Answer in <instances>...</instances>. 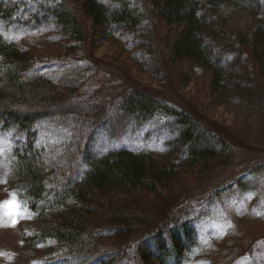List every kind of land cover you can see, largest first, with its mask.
<instances>
[{"label":"trees","instance_id":"trees-1","mask_svg":"<svg viewBox=\"0 0 264 264\" xmlns=\"http://www.w3.org/2000/svg\"><path fill=\"white\" fill-rule=\"evenodd\" d=\"M234 13L249 18L245 26L231 21ZM0 23L55 28L79 54L98 39H123L152 78L175 71L169 84L178 88L206 80L214 103L264 126V0H0ZM7 35L0 32V134L11 139L5 181L32 216L21 234L34 263L184 264L198 232L191 215L178 223L168 214L178 200L167 194L185 175L233 165L240 141L173 95L133 89L109 99L56 82L39 72L50 63ZM87 58L76 62L81 73ZM153 120L172 136L165 153L90 152L99 133L121 139ZM56 128L70 133L62 146ZM154 200L169 203L157 209Z\"/></svg>","mask_w":264,"mask_h":264},{"label":"rangeland","instance_id":"rangeland-1","mask_svg":"<svg viewBox=\"0 0 264 264\" xmlns=\"http://www.w3.org/2000/svg\"><path fill=\"white\" fill-rule=\"evenodd\" d=\"M231 21L242 27L249 18L245 14L234 13ZM1 31L8 34L9 40L16 41L40 60L50 63V66H42L39 72L56 82L74 85L99 97L107 95L109 99L113 95H127L133 89L173 95L176 102L204 119L213 130L231 140H239L240 147L233 165L183 176L179 184L173 186V194H167L178 201L172 199L170 203L167 200L164 203H169L166 210L171 217L178 218V223L187 214L194 219L198 240L194 251L186 257L185 264H264V126L257 127L258 121L214 103L206 80L178 88L169 84L176 77L175 71L170 73V79L161 81L152 78L149 72L140 69L133 61L132 54L127 53L130 43L123 39L110 43L98 39L91 46H84L86 49L79 54L72 49L70 51L68 42L49 26L30 30L8 28L0 23ZM85 57L89 62L81 73L76 62ZM98 106L101 107L100 104ZM56 130V135L59 133L60 137L55 135L52 139L55 137L62 146L70 133ZM122 137L114 140L105 133H99L90 152L100 156L126 148L157 156L166 152L172 140L171 135L163 132L159 120H153L144 127H134ZM10 150L11 139L0 134V264H35L37 259L28 254L21 234L33 225L32 216L21 200L8 191L5 181L10 168ZM6 201H13L15 206L5 205ZM152 202L157 209L165 208L163 202ZM144 213L153 216V210ZM112 243L122 245L110 240L109 244Z\"/></svg>","mask_w":264,"mask_h":264},{"label":"snow or ice","instance_id":"snow-or-ice-1","mask_svg":"<svg viewBox=\"0 0 264 264\" xmlns=\"http://www.w3.org/2000/svg\"><path fill=\"white\" fill-rule=\"evenodd\" d=\"M4 204H5V205H12V206H15L13 201H6V202H4Z\"/></svg>","mask_w":264,"mask_h":264}]
</instances>
